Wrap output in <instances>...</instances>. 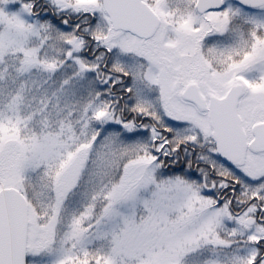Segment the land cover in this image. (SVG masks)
Instances as JSON below:
<instances>
[{
	"label": "snow or ice",
	"instance_id": "obj_1",
	"mask_svg": "<svg viewBox=\"0 0 264 264\" xmlns=\"http://www.w3.org/2000/svg\"><path fill=\"white\" fill-rule=\"evenodd\" d=\"M0 264H264V0H0Z\"/></svg>",
	"mask_w": 264,
	"mask_h": 264
}]
</instances>
